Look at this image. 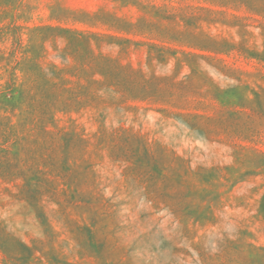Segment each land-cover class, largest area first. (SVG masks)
I'll list each match as a JSON object with an SVG mask.
<instances>
[{"label":"rangeland","instance_id":"374dc122","mask_svg":"<svg viewBox=\"0 0 264 264\" xmlns=\"http://www.w3.org/2000/svg\"><path fill=\"white\" fill-rule=\"evenodd\" d=\"M14 1L0 0V91L12 81L23 89L26 69L44 76L34 87L57 81L74 47L124 67L112 79L89 68L88 102L48 95L7 112L0 103V132L21 133L38 110L50 129L68 130L38 131L51 155L40 167H22L17 148L6 161L0 149V264H264V60L246 56L264 59V0L120 9L145 32L55 18L56 2L95 11L101 0H36L20 17L6 8ZM48 24L109 35L70 45L34 32L28 48L41 61L11 68L18 34Z\"/></svg>","mask_w":264,"mask_h":264},{"label":"trees","instance_id":"16d2710c","mask_svg":"<svg viewBox=\"0 0 264 264\" xmlns=\"http://www.w3.org/2000/svg\"><path fill=\"white\" fill-rule=\"evenodd\" d=\"M43 1V0H42ZM214 1L222 5L230 4L232 0H207ZM235 2V1H233ZM41 2L36 0H15L13 5L11 3L7 4V9L13 11L15 8H19L20 12L16 15L21 16L24 12H34L39 9ZM109 3H113L112 7H109ZM243 6H248L246 3H239ZM45 5V4H44ZM55 5L58 6L56 9L55 18L60 20H72L78 23H92V24H101L110 23L111 26L115 27L117 30H126L128 32L134 31L138 32L142 30L143 27L139 25L138 21L134 22L126 15H120L119 11L126 6H134L138 10L142 9V0H101V3L97 10L95 11H82L80 8L71 7L66 1L56 2ZM240 5V6H241ZM24 11V12H23ZM144 16H142L143 18ZM30 18V17H27ZM141 19V18H140ZM148 26V25H146ZM149 28V27H146ZM151 33V29H147ZM165 30V29H164ZM45 31H51L54 38L57 36H64L68 43L71 45L72 41H87L90 39L88 34H95L100 36L109 35V33L93 31L89 28H79L76 26H66L61 24L55 25H40L35 28H29L26 26V32L18 34V36L13 34L15 40L12 43L11 48L14 52V57L12 59L11 68L19 64L21 60L33 61L39 63L41 61V54H33V52L28 48V45L33 41L32 33L40 36ZM159 32V31H157ZM25 34V37L23 36ZM158 34H162L163 37H167L165 31H160ZM124 40H129L125 37ZM101 40V39H99ZM26 43V47L18 49L20 54H17L16 47L18 45H23V42ZM69 49V45L67 46ZM238 50V49H236ZM239 51V50H238ZM71 58L74 59L73 63L69 68H59L56 66V75L57 81H50L46 79L45 82L41 83V87H34L35 80L40 79V74L34 72L31 69H26L25 83L23 89H17L14 86V81L10 82V85L5 86L2 91H0V103L3 107L1 110L7 112L8 108L11 105L24 104L26 108L37 107L43 105V103H48V95L53 97L55 103H63L65 105H72L74 103H83L93 100L95 98V89L91 87V83L95 82L92 79V74L86 73L89 68H93V65L100 66L104 70V76L111 78L115 76V67H124L120 62L115 61L114 66L111 63L107 62V58L102 56V54L86 55L78 47H74L70 52ZM248 57L256 58L257 60H264L261 55L258 53H247ZM110 59V58H108ZM4 66H9V63H5ZM42 71L41 68H39ZM35 88V89H34ZM48 113L44 110H38V114H33V119L30 123L25 125V129L18 133L17 130H13V126H6L0 132V149L4 151L3 158L7 159L8 152L14 148L22 150L24 154L23 158L17 160L22 167H40V162H45L47 157H51L48 153V148L45 147L41 151V138L38 135V131L43 133H49L52 129L49 128L48 121H44ZM37 118V119H36ZM11 130L13 133H11ZM56 135H63L68 132L65 127L57 128L54 130ZM71 134L75 135L74 130L70 131ZM21 134V135H20ZM22 136V137H21ZM80 138V135H77ZM9 143V144H8ZM53 161V157L51 158ZM42 173V172H38ZM24 176H28L27 173H24ZM27 183H29L33 178L31 176L26 177Z\"/></svg>","mask_w":264,"mask_h":264}]
</instances>
